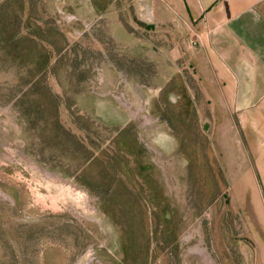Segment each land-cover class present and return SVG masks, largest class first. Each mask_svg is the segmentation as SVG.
Wrapping results in <instances>:
<instances>
[{"label":"rangeland","instance_id":"obj_1","mask_svg":"<svg viewBox=\"0 0 264 264\" xmlns=\"http://www.w3.org/2000/svg\"><path fill=\"white\" fill-rule=\"evenodd\" d=\"M102 3L0 0V264H264L245 130L170 118Z\"/></svg>","mask_w":264,"mask_h":264},{"label":"crops","instance_id":"obj_2","mask_svg":"<svg viewBox=\"0 0 264 264\" xmlns=\"http://www.w3.org/2000/svg\"><path fill=\"white\" fill-rule=\"evenodd\" d=\"M117 1L95 4V18L109 15L120 43L143 61L138 83L158 86L154 98L168 95L170 118L186 124L194 111L203 122L237 119L264 165V0H122L140 27L118 19Z\"/></svg>","mask_w":264,"mask_h":264},{"label":"built area","instance_id":"obj_3","mask_svg":"<svg viewBox=\"0 0 264 264\" xmlns=\"http://www.w3.org/2000/svg\"><path fill=\"white\" fill-rule=\"evenodd\" d=\"M191 43H192V41H191Z\"/></svg>","mask_w":264,"mask_h":264}]
</instances>
